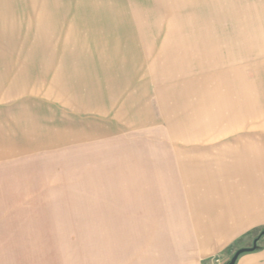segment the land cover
I'll return each mask as SVG.
<instances>
[{"label": "rangeland", "instance_id": "374dc122", "mask_svg": "<svg viewBox=\"0 0 264 264\" xmlns=\"http://www.w3.org/2000/svg\"><path fill=\"white\" fill-rule=\"evenodd\" d=\"M9 107L26 130L34 118L35 244L18 243L31 227L0 225V264H226L264 230L260 203L263 222L232 244L170 253L211 233L206 222L242 228L264 199V0H0ZM142 156L148 170L174 161L139 172ZM194 160L206 191L189 190L180 172ZM118 190L146 208L124 212ZM179 195L191 220L176 214Z\"/></svg>", "mask_w": 264, "mask_h": 264}, {"label": "crops", "instance_id": "0c3cea01", "mask_svg": "<svg viewBox=\"0 0 264 264\" xmlns=\"http://www.w3.org/2000/svg\"><path fill=\"white\" fill-rule=\"evenodd\" d=\"M33 121L34 118H32V116L29 115V119L27 120L28 127L26 130L25 126L21 125L20 115L17 114L16 109L14 107L0 108V214H1L0 225L2 228H4L5 226H12V224L14 223L16 226H19L20 228H24L26 234L28 233L30 227L33 230V233L35 230L33 229L34 220L29 219V208L30 205H32L33 207L36 198V177L34 174V170L32 169L35 152H36L35 131L34 129H32L33 127L31 128ZM24 123H25V119H24ZM21 126L23 129L20 128ZM26 139H28L29 141ZM182 148H185V146H182ZM135 160L136 161L134 162V166L139 169L138 170L139 172L142 170L145 171L148 170L147 166H145L146 163L149 162L148 157L145 158V156H142ZM173 161L174 159L173 160L168 159L167 161L164 162V161H158V158H155L154 161H152L153 164L151 163V165L153 166L149 170L156 171L157 169L160 168V167L157 168L158 165L160 166V164L162 165L164 163L171 164L173 163ZM129 165L132 166L131 163H129ZM240 186L242 187V184ZM114 193L115 192H113V194ZM223 194L224 193H222L221 195L216 194L211 196L214 203V206L211 207L213 211L219 212L222 210L220 201L226 200L223 197L227 196ZM116 195L122 196L123 211L127 213V211L131 208L132 205L131 203V205L129 206L130 203L129 196L125 194V190H118V193ZM134 195H137V197H139L140 194H134ZM171 197L173 196L171 195ZM182 197H184V195H179L178 197H175L174 203L176 204V206H174V204L172 205L174 206V209L176 208L177 210L176 214L178 215L179 218L181 217V220L182 219L189 220L192 215L190 216L189 214L190 212L187 213L188 207L182 208V209H186L185 213L187 216L180 215L181 209L179 205H182L183 207V204H185L184 203L185 199H182ZM247 197L252 198L255 197V195L247 194ZM256 200L257 201L255 202L257 203L259 202V204L255 208L250 207L246 212L242 213L243 220L239 222L243 225L242 228H239L238 230H230L229 227L233 226L234 225L233 223L237 221L235 219L232 220L230 224L227 223V225L224 227L222 226V223L219 221H218L219 223L217 224H212V222H206L205 223L206 226L204 225V227L208 230V232L210 231L211 233L208 234L205 233L202 235L201 233L200 234L193 233L194 235L190 234L186 237L187 240L181 243L182 246L178 245V248H176L174 252L171 251L170 253L181 254V252H186L189 248L191 250V247H193L192 250L196 253L195 255L201 256L207 253L216 252L218 249H220L221 247L227 244H232L231 241L235 236L239 235L240 233H242L244 230L251 227L252 225L263 222L260 220L261 216H260L259 207H261V204L262 206H264V199L259 200L256 197ZM252 202H254L253 199ZM189 203L192 204V199L189 200ZM208 203L211 204V200ZM135 206L145 207L147 206V203L142 198V203L140 204L136 203ZM159 206L160 204L154 205V207H159ZM136 207L131 209L137 211L136 213H141V211H139L138 208ZM163 210L164 209H161V211H156L158 219L162 218L161 216L162 214L159 215V213L163 212ZM192 211L194 216L193 220L195 223V224L193 223L192 226H194L195 228V225H197L195 220L196 211L195 210ZM119 222H123V220ZM119 222L117 225H124L123 223L120 224ZM200 228H203L202 225ZM212 228L219 229V232L217 233L218 235L213 233L215 231ZM205 235H208L210 238L204 239ZM34 236L35 233L32 238L33 241L32 240L30 241L29 235H27L28 238L26 237V235L23 236L26 238L21 239L22 242H18L19 245H23V246H28L30 244L34 245L35 244ZM263 237L264 235L261 236L257 240V242L260 241V239ZM235 240L237 239L235 238ZM168 243H166L165 245H168ZM242 247H246V246H242ZM253 251L254 250L243 253L240 264H263L264 245H263V249H261L260 251H255V252ZM185 261H187V259Z\"/></svg>", "mask_w": 264, "mask_h": 264}, {"label": "bare ground", "instance_id": "6f19581e", "mask_svg": "<svg viewBox=\"0 0 264 264\" xmlns=\"http://www.w3.org/2000/svg\"><path fill=\"white\" fill-rule=\"evenodd\" d=\"M182 163H187V162H181L180 163V170H181L180 172H181L183 178L187 182H189V183L186 182L188 184V186H189V190L194 191V190H196V187H198V188H202L204 191H206L208 188L206 187V183L203 184V182H205V176H206L205 173H207V171H206V169H204L203 165L198 163V162H195V160L191 162V165H190V163L189 164H185V165H183ZM199 164L202 165V166H199ZM181 167L183 169H181ZM184 170H186V171L183 172ZM196 170L198 171L199 175L196 172ZM164 191H167V189L165 190V188H163L162 192H164ZM201 205H204V206H207V207L209 206L208 204H206V202L202 203ZM206 238L209 239L210 237L208 235H206Z\"/></svg>", "mask_w": 264, "mask_h": 264}, {"label": "water", "instance_id": "95a60500", "mask_svg": "<svg viewBox=\"0 0 264 264\" xmlns=\"http://www.w3.org/2000/svg\"><path fill=\"white\" fill-rule=\"evenodd\" d=\"M258 235H264V230L261 231ZM256 242H257V239H254L253 242H252V246L251 247H242V248H239L237 249L234 254L232 255V257L230 258V260L226 263V264H235L238 256L242 253H245V252H249V251H252L255 249L256 247Z\"/></svg>", "mask_w": 264, "mask_h": 264}, {"label": "trees", "instance_id": "16d2710c", "mask_svg": "<svg viewBox=\"0 0 264 264\" xmlns=\"http://www.w3.org/2000/svg\"><path fill=\"white\" fill-rule=\"evenodd\" d=\"M261 236H262V235H257L254 239H257V240H258ZM255 249H256V247H255ZM255 249H254V250H255Z\"/></svg>", "mask_w": 264, "mask_h": 264}]
</instances>
